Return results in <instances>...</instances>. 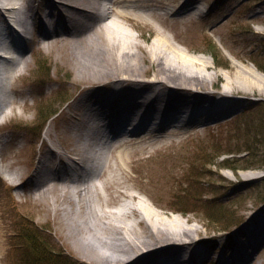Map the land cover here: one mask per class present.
<instances>
[{
  "label": "rangeland",
  "instance_id": "obj_1",
  "mask_svg": "<svg viewBox=\"0 0 264 264\" xmlns=\"http://www.w3.org/2000/svg\"><path fill=\"white\" fill-rule=\"evenodd\" d=\"M47 2L31 1L35 21V25H32L33 38L21 45L20 55L24 56L26 63L20 62L19 72L15 71L10 80L12 102L4 106L9 111L4 116L5 123L0 127V136L3 138L0 147V264H39L33 261V254L29 253L30 244L32 241L40 247V242L46 236L47 245H51L57 252L63 251L76 264H97L93 260L98 259L96 252L100 253V250L92 248L86 238L82 239L85 237L83 232L95 223L91 221L94 218L90 212L94 209L99 211L100 206L107 208L101 205L103 196L110 198L111 208L115 207L126 199L123 195L126 191L136 193L139 197L134 201L141 197L164 217L172 219L178 216L187 225L199 228V247L207 252L208 259L200 262V255L196 254L190 264H210L211 261L216 264L219 258L234 254L238 248L236 243L242 241L244 231L250 232L251 236L259 226L258 218L264 210V202L259 204L263 197L264 181L261 179L264 177V165L238 169L237 174L229 168L218 166L227 164L224 159L234 158L230 150L244 148L241 145L244 139L237 138V134L241 133V130L236 131L238 126L253 116L261 118L264 115V85L259 87L255 83L241 81L247 75L264 81V72L260 68L264 65V0H198L196 3L202 6V11L190 16L188 14V17L164 11L165 6L168 9L191 2L173 0L157 5L156 11L161 12L160 19L141 14L132 15L130 20L114 17L135 36L137 45L129 46L126 50L133 54L135 60L144 64V70L137 69V73L144 78H150L156 73L157 65L148 48L162 32L189 57H204L208 61L205 71L213 74V82L208 85L212 93L220 95L231 79L235 81L233 92L230 93L233 95L225 98L227 106L225 104L213 111L215 113L227 109L213 120L190 121L181 128V124L176 127L157 126L158 129L150 132L149 136L135 134L134 129V136H127L125 144L130 151L134 146L139 149L127 155V164L122 166L124 176L121 177L117 166L115 148L105 170L87 180L86 185L97 186L101 196L92 190L88 191L85 195V198H90L87 205L80 209L74 206L82 211V214H77L78 219H67V214L55 213L57 191L47 189L38 193L36 188L39 186L36 185L45 176L40 177L36 170L43 156L53 154L56 147L70 156L78 155L76 145L82 141L87 127L82 128L84 133L80 138L71 136L66 130L73 116L81 111L80 106H71V102L90 88V79L100 77L101 80H108L104 74L114 75L112 68H116V61H109L107 57L118 56L120 50L109 39L93 45L77 42L65 44L60 41L45 45L41 42L43 32L40 31L39 16L43 18L42 10L46 9ZM9 15L8 12H0L2 19H7ZM0 25H5V22L0 21ZM2 27L0 38L12 35V32L2 30ZM54 35L64 36L59 33ZM45 36L49 41L55 37L48 34ZM102 44L109 45L106 50L110 55L107 57L103 54L106 50L102 49ZM8 49L10 47L0 43V51ZM10 60L0 61L9 63ZM17 61L18 57L15 58V64ZM41 79L42 84L39 85L37 81ZM65 96L69 98L61 104ZM51 110L55 112L44 119ZM46 127L48 134H44ZM262 128H258V132H261L260 138L264 141V130H260ZM167 131H170V135L162 136L157 142L151 144L148 141L156 133ZM237 139H240L236 143L239 148L234 144ZM142 144L144 147L141 150ZM205 153L208 156L202 158ZM260 154L251 162H260ZM235 158L239 160L232 164L242 165L246 153L236 154ZM206 161L211 162L206 164ZM195 170H199V173L195 174ZM57 173L48 176L59 177ZM120 180L124 181V186ZM256 182L260 186H253ZM206 201L227 208L233 219L243 216L235 222L240 221L241 225L228 233L214 229L218 223L213 224L206 217L203 208ZM68 203L64 202V205L68 206ZM74 220H85L88 227L78 230L71 224ZM37 233L43 236H35ZM251 249V260L241 264H264V240L248 247L247 253ZM37 256L38 259L42 258L41 255ZM52 263L55 264V260Z\"/></svg>",
  "mask_w": 264,
  "mask_h": 264
},
{
  "label": "bare ground",
  "instance_id": "obj_2",
  "mask_svg": "<svg viewBox=\"0 0 264 264\" xmlns=\"http://www.w3.org/2000/svg\"><path fill=\"white\" fill-rule=\"evenodd\" d=\"M31 1L11 0L5 3L3 12L0 6V12L2 14L8 12L16 16L15 22L18 27L16 29L30 31L33 23L35 25ZM170 1L173 0H48L46 9L42 10L44 21L40 22V31L43 33H40L43 35L41 42L45 45H53L58 41L65 44L77 42L93 45L100 40L109 39L111 44L118 45L120 50L118 56L107 57L110 55L106 50L109 45L102 44V49L106 50L103 54L107 59L116 61V68H112L114 75L104 74L108 80H101L100 77L90 79L92 82L90 88L71 102V106L76 108L80 106L81 111L73 116L66 130L71 136L80 138L84 133L81 131L82 128L87 127L82 141L76 145L78 155L70 156L56 147L53 154H45L38 163L37 167L49 165L51 171L56 170L55 173L60 172L62 175L57 173L59 177L45 176L41 183L36 185L39 186L36 188L38 193H43L47 189L57 191L55 213L59 215L65 213L68 216L67 219L76 218L77 214H82V211L78 209L87 205L90 199L85 198L88 191L92 190L101 196L97 186H87L86 183L94 174L99 175L105 170L114 155L112 150L115 148L117 166H119L121 177L124 176L122 166L127 164V155L136 153L139 147L134 146L131 151L129 150V146L125 144L127 138L124 136H134V134L124 133L123 123L129 122L130 128L135 129V134L149 136L150 132L158 129H156L157 126L176 127L177 124H181V128L190 121L206 122L226 112L227 109L215 113L213 111H217L220 106L226 104L227 96L233 95L230 93L233 92L235 81L231 79L227 81L220 95L212 93L208 85L213 82V74L205 71L209 65L208 61L204 57H189L184 53L185 51L176 48L177 46L175 47L162 32L153 39L148 48L157 65L156 73L150 78H144L142 74L137 73V69L144 70V64L135 60L133 54L126 50L129 46L137 45L135 36L130 34L126 25L117 22L114 17L130 20L132 15L141 14L160 19L161 12L156 11L157 5L167 4ZM196 1L198 0H191L187 5L185 2L179 7L168 9L165 6L163 9L166 12L171 11V13L188 17V14L190 16L202 11V6ZM112 14L115 15L112 16ZM0 21L5 22V25H0V29L3 26L2 30L8 29L12 32V35L8 37L7 45L18 47L19 38L17 34H14L16 29L5 17L4 19L0 17ZM64 29L66 33H62ZM58 33L64 36L54 35ZM46 34L55 37L49 41L46 40L48 38ZM32 38L33 36L27 38V43ZM20 53L16 56L19 60L16 64L15 59H12L13 61L10 60L7 66H4L1 84L5 88H10V80L15 71L20 69V62L26 63L24 56ZM5 55L15 56L13 52ZM111 64L113 65V62ZM241 81H249L259 87L264 85L263 79L256 76L247 75ZM235 87L238 88V85ZM10 98L9 94L4 97V106L11 101ZM5 115L2 112V116ZM47 128L44 134H48ZM169 132L156 133L148 141H151V144L157 142L156 140L162 136L170 135ZM143 147L144 144L140 146V149L142 150ZM123 183L124 181L120 180L122 186H124ZM72 191L77 194H72ZM123 195L126 199L113 208L110 206V198L103 196L101 205L107 208L100 206L99 211L94 209L90 212L94 219L89 220L95 222L90 224L91 227H88L85 220L84 222L74 220L71 223L78 230L84 226L88 227L87 233L80 232L81 235L84 233L85 237L80 236L84 240L86 238L92 248L100 250V253L96 252L98 259H94L93 262L97 264L192 263L194 255L202 251L200 248H195L200 242L199 228L196 225H187L186 221H182L178 216L172 219L164 217L141 197L134 201L139 196L133 191L130 193L126 191ZM64 202L70 204L65 206ZM74 206L79 208L76 209ZM258 220H260L259 226L254 229L253 238L264 232V210ZM263 238L236 243L238 248L234 254L231 253L223 259L219 258L217 264H241L251 260L252 249L243 255L240 254V248L245 244L246 252L248 247L261 243ZM203 255L207 257V253Z\"/></svg>",
  "mask_w": 264,
  "mask_h": 264
},
{
  "label": "trees",
  "instance_id": "obj_3",
  "mask_svg": "<svg viewBox=\"0 0 264 264\" xmlns=\"http://www.w3.org/2000/svg\"><path fill=\"white\" fill-rule=\"evenodd\" d=\"M215 47V46H214ZM216 49V48H213ZM261 70L264 72V65L260 66ZM68 99V96H65L61 99V104ZM48 116H46L44 119H47L52 113L55 112L54 111H48ZM263 127V128H262ZM258 128H262L260 129L261 131L264 130V115L261 116V118H255L253 116V118L250 119H246L245 121H243L241 123V125L238 126L237 128V132L239 130H241L240 134H237V138L238 137H242V139H244V142H242L241 145H243V149L242 150H230L231 153H234V158H226L223 161H226L227 164L225 165H219V168H229L231 170L234 171L235 174H237V170L238 169H247L253 166H263L264 165V152L262 150H264V141L260 138V134L261 132H258ZM240 139H237L235 141V147L239 148L236 143H238ZM240 146V145H239ZM241 152H245L246 153V158L243 159L244 160V164L242 165H234L232 164V162H236L237 160H239L238 158H235L236 154H239ZM260 152L262 153V155L260 154ZM260 154L261 156H258V159H262L260 160V162L256 163H252L251 161H255L257 158L256 156ZM208 154L205 153L204 156H202V158L207 157ZM211 161H206L204 163H210ZM223 163V162H222ZM196 173H199V170H195ZM264 181V177L261 179ZM260 182V181H259ZM258 182V183H259ZM253 185V184H252ZM253 186H260L257 185V182L254 183ZM263 197H261V200H264V189H263ZM203 208L205 210V214L206 217L211 220L213 222V224H217L218 223V227L216 226L214 229L220 230V229H228L229 227H231L233 224H235V222L238 221V219H240L241 217H237L235 219L232 218L231 215H229V212L227 210V208L213 202V201H206L203 205ZM234 216V215H233ZM220 226V227H219ZM43 233V232H42ZM38 234V233H37ZM41 234V233H40ZM40 234L35 235V236H40ZM45 234V233H44ZM43 236V234H41V237ZM40 247H38L37 245L33 244L31 241V246H30V251L29 253L33 254V261L34 262H38L39 264H53L52 260H55V264H76V261L74 259H72L70 256L64 254L63 251H55L54 248L51 247V245H47L48 244V237H43V241L40 242ZM37 255H41L42 258L38 259ZM50 262V263H48Z\"/></svg>",
  "mask_w": 264,
  "mask_h": 264
}]
</instances>
